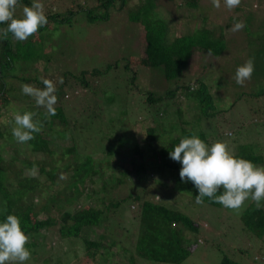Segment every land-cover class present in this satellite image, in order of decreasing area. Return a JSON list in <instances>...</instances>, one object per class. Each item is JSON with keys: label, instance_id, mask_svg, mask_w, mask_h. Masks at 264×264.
I'll return each instance as SVG.
<instances>
[{"label": "trees", "instance_id": "trees-1", "mask_svg": "<svg viewBox=\"0 0 264 264\" xmlns=\"http://www.w3.org/2000/svg\"><path fill=\"white\" fill-rule=\"evenodd\" d=\"M24 1L30 3L29 0H19V3ZM113 2L114 0H107L103 4L99 0L97 6L107 5L104 6L107 8ZM123 2L124 0L117 2L118 11L123 8ZM183 2L190 6L198 3L197 0ZM143 13L147 15L145 11ZM45 15L52 26L53 19L49 12ZM87 16L92 18L96 15L87 10ZM141 16L139 12L132 18L135 26L139 27L140 57L134 58L136 62L131 59L126 64V67L132 69L131 84L144 66L154 69L165 81L166 88L156 92L142 85L141 80L140 88L136 87L139 92L136 99L139 109L136 112L139 115L134 116V112H131L130 119L126 113V122L137 130V134L140 131L136 127L145 129L150 118L152 125L145 129V136L141 139H137V134H125V129L120 131L117 139H112L108 147L95 151L104 153L103 158H96L95 152L90 151V142H86L87 146L81 144L75 134L86 130L85 123L78 119L93 123L100 118L99 114L93 115L89 108L84 107L89 96L95 95L101 88L100 85L91 84L86 75L106 73L110 67L102 71L81 70L76 74L64 71L61 75L16 73L15 65L23 54V49L13 44L11 33L7 39H0V118L11 113L6 125L3 126L4 123L0 120V139L3 143L0 147V195L4 205L0 210V222L9 214L19 217L22 230L30 237L26 246L30 245L32 249L37 248L41 241L37 238L31 240L32 236L45 235L49 230L68 241L80 240L85 254L95 260L99 257L101 264H182L199 238L218 252L216 264H264V201L257 208L251 199L246 200L237 213L204 197L203 203H199L200 210L187 213L163 202L155 193L151 197L145 188L118 197L107 196L109 189L135 181H151L164 191H183L190 195L188 197L191 200H196L198 190L190 181L181 182V164L169 156V152L181 138L191 137L193 134L208 145L217 141L228 144L232 148L230 152L237 158L249 160L256 166L264 164V151L260 146L264 134L259 129H264V106L251 109L249 118L242 108L241 113L231 116L229 111L234 108L236 99L222 105V97L216 99L209 90V84H206V77L195 82L184 80L188 74L186 68L194 53L217 58L227 49L228 41L220 34L217 35V32L216 35L210 34L205 27L196 28L199 26L192 33L172 36L167 32L163 16L155 12L151 18L149 15ZM235 19L238 20V17ZM66 22H71V19ZM6 27L7 24H0V29ZM47 28L48 23L30 36L28 41L35 43L36 35ZM221 28L224 29L222 25ZM38 59L42 57H37L32 64ZM130 62H135L139 69L132 68ZM35 64L32 65L33 69ZM203 67L206 69L207 65ZM144 71L145 69L142 72ZM43 79L53 81L57 89L56 114L50 117H45L46 109L38 107L34 98L22 93V86L25 84L44 88ZM87 88L89 92L86 93ZM81 92L86 93V96L74 100L73 97ZM262 93L263 91L254 93L252 98L257 100ZM183 102L187 103V110L181 108ZM160 103V108L154 112L152 107ZM17 111L21 114L25 111L35 112L37 115L34 119L43 123L41 131L34 133V139L25 142L24 147H20L21 143L12 135L15 127L13 113ZM259 120H263V123L256 127ZM116 121L117 119L111 118L112 123ZM252 123L254 127H250ZM254 130L257 134L255 138L250 136ZM8 142L14 144L12 153L9 154L4 153L10 149L7 148ZM145 145L147 148L143 151ZM25 147L30 150L28 153L23 150ZM124 147H127V152H124ZM30 152L39 157L32 160ZM128 154L130 157L127 160L125 157ZM143 155L151 159H143ZM155 170L162 177H153ZM63 174L68 176L63 179ZM96 176L100 178L98 185L93 183V177ZM90 180L92 186H89ZM9 184L16 198L7 190L11 188ZM219 194L220 192L217 193ZM126 201L132 203L123 208ZM89 202L90 205H87ZM193 209L195 206L189 210ZM215 209L223 211L226 214L224 216L233 221L234 224H229L230 228L237 226L240 238L234 245L236 247L228 245L223 249L219 242L213 243L210 240L211 235L207 231L211 223L218 220L223 226L229 221L224 222L223 214H218ZM40 229H45L46 232H38ZM122 242L135 247V253L142 261L136 262L134 256H127V248L116 251L118 244Z\"/></svg>", "mask_w": 264, "mask_h": 264}, {"label": "rangeland", "instance_id": "rangeland-1", "mask_svg": "<svg viewBox=\"0 0 264 264\" xmlns=\"http://www.w3.org/2000/svg\"><path fill=\"white\" fill-rule=\"evenodd\" d=\"M29 1L30 3H26L25 1L19 3L15 16L22 17L23 6L27 5L30 7L33 2H39L44 6V14L49 12L52 17L51 19H53V24L51 26V22L48 21V28L41 34L36 35L37 41L33 44L28 41L30 36L22 42L14 38L12 39L14 40L13 44L18 47L21 46L23 49V54L15 65L14 70H17L16 73L31 72L40 75L59 73L61 75L64 71L76 74L81 70L91 71L98 69L102 71L106 67H110L106 73L103 72L99 75L88 73L86 75L87 80L91 84L100 85L101 88L95 95H88L89 98L84 107L89 108L93 115L99 114L100 118L93 123L78 119L81 123H85L86 130L76 132L75 136L85 146L88 145L86 142L89 141L91 152L92 150L95 152L99 148L108 147L112 139L115 141L119 136V132L123 129H125V134H137V130L127 125L126 118H128L127 114H129L130 119L132 118L131 112H134V116L136 114L139 115L138 111L136 112L139 109L136 106V99L142 82V85H146L156 92L163 91L166 88V83L162 77L154 69L145 68L144 66L140 68L138 78L131 84L132 69L126 67V64L131 59L140 57L139 27L135 26V21L132 20L134 15H138L139 12L142 16L149 15V18L153 16L154 12L163 16L167 32L172 36L179 35V33H192L196 26H199L196 28L205 27L207 32L212 35H216L215 32H217V35L220 34L224 40L228 41L226 44L227 49L225 48L223 53L217 58H212V56L207 54L194 53L186 68L188 74L184 80L186 82H195L198 79L206 77L204 78L206 79V84H209V90L216 99L219 100L222 97L223 101L220 99L222 105L230 102V100L233 102L236 99L234 108L229 111L231 116L245 110L246 116L249 118L251 117V109L255 110L264 106V0H241L240 5L233 9H228L224 0H220L219 8L213 6L212 0H197L198 3L194 6L186 4L183 0H124V6L121 11H118L117 2H121L122 0H114L113 4L107 8L104 7L107 5L97 6L99 0ZM105 1L107 0H102V3L104 4ZM87 10H90L92 15L96 16L88 18ZM236 16L238 20L235 19ZM67 19H71V22L67 23ZM240 21L244 22L245 27L240 31H232L234 24ZM49 25L51 26L50 28ZM221 25L224 29L221 28ZM40 56L42 59L34 62L36 63V67L33 69L32 65L34 63L32 64V62ZM249 58L254 59L252 77L250 80H246L243 85H239L235 81L236 69ZM135 62L134 64L130 62V65L132 68L135 67L136 70L138 65ZM205 64L207 65L206 69L203 67ZM24 65L27 67H23ZM144 69L145 71L142 72ZM262 91L263 93L259 95L257 100L252 98L254 93ZM85 92H89V88L85 89ZM86 93L83 94L81 92L77 97H73V99L79 100L82 97L84 98ZM141 104H143V101ZM160 106L161 103L154 105L152 107L153 111L156 112ZM181 108L187 110V103L183 102ZM144 113L146 114V112ZM9 114L11 113L8 112L7 115L0 118L1 122L4 123L3 126L6 125L5 122L11 117ZM253 116L255 117V114ZM111 118H115L117 121L112 123ZM262 123L263 120H259L256 127ZM145 125L146 128L152 125L151 118L147 120V124ZM250 127H254V124L252 123ZM136 128L140 131V134H137V139H141L145 136L146 128L141 129L139 126ZM259 129L264 134V129L261 127ZM74 133L75 130L72 131V135ZM256 135V131L254 130L250 136L255 138ZM56 141L59 140L57 139ZM260 142L262 145H260ZM260 142L259 145L264 151V136ZM8 144L7 148L10 149L4 153L9 154L12 153L14 144L9 142ZM2 145V139H0V147ZM19 145L20 147H24L25 143ZM230 147L228 148L229 151L232 150ZM146 148L147 146L145 145L143 151H146ZM23 150L26 153L30 151L26 147ZM126 150H128L127 147H124V152H127ZM29 155L32 160L39 157L36 153L30 152ZM94 156L96 158H103L105 154L98 151L94 153ZM122 156L125 157L124 155ZM118 157L120 158V155ZM129 157L130 155L128 154L125 158L128 160ZM145 157L147 156L143 155V159ZM147 159L151 158L148 156ZM127 160L126 163L128 162ZM167 172L168 170L166 169ZM152 174L153 177H162L157 170ZM66 176L68 175L63 174L61 178L65 179ZM93 179V183L98 185L100 178L96 176ZM145 182L135 181L128 185L115 187L113 190L109 189L107 196L118 197L119 195L122 196L128 192H135L138 189L145 188L150 192L151 197L155 193L160 196L163 202L172 204L174 207H179L187 213L200 210L201 205L196 203L193 197L194 201L191 200L188 197L190 195L186 192L164 191L151 181ZM89 183V186L93 185L91 180ZM8 186L11 188L7 190L11 191L14 195L13 197L16 198L12 186L10 184ZM155 198L157 199V197ZM194 202L195 204H193ZM131 203V201H126L123 208H127ZM87 205H90V202ZM193 206H195V209L190 211L189 209ZM2 208H4V205L0 195V210ZM215 211L218 214H223V218H225L224 222L229 220L224 216L226 214L223 211L219 212L218 209H215ZM216 212L214 213L217 214ZM230 223H233L231 219L222 226L221 222L215 220L207 231L211 235L210 240L213 243L219 242L224 247L223 249L228 245L234 246L240 238L237 235V226L233 225V228H230ZM38 232L44 233L46 231L45 229H40ZM35 238L41 239V241L35 249H32L30 245L26 246L31 253V257L26 264L102 263L99 257H96L97 260H95L85 254L80 240L68 241L66 238H62L50 230L45 235L34 234L31 240H35ZM125 244L126 242L118 244L116 251L127 248L125 252L127 256H134L136 262L142 261L136 255L135 247ZM196 245H192L190 255L182 264L217 263L219 257L216 249L214 250L206 241H202L201 238L198 239ZM49 253L51 255H48Z\"/></svg>", "mask_w": 264, "mask_h": 264}, {"label": "clouds", "instance_id": "clouds-1", "mask_svg": "<svg viewBox=\"0 0 264 264\" xmlns=\"http://www.w3.org/2000/svg\"><path fill=\"white\" fill-rule=\"evenodd\" d=\"M240 2L241 0H224L228 9L238 7ZM212 3L214 7H220V0H212ZM18 6L19 0H0V24H7L6 28L0 29V39H7L11 33L17 41H25L48 23L42 3L33 2L30 7L23 6L21 18L15 16ZM244 27L243 21L236 22L232 31H240ZM253 71L254 59L249 58L237 67L236 83L243 85L246 80L251 79ZM42 83V89L25 84L22 86V93L34 98L38 107L46 109L45 117L54 116L56 85L48 79H43ZM36 115L31 111L13 113L15 127L12 135L18 142L30 141L34 139V133L41 131L43 123L34 119ZM169 156L181 164V182L190 181L198 190L196 203H203V198L207 197L237 213L249 199L255 202L257 208L261 207V201H264V166H256L249 160L235 157L226 143L217 141L208 145L193 134L191 137L181 138L169 152ZM28 241L29 236L22 230L20 218L12 214L6 215L0 222V264H26L31 257L30 250L26 248Z\"/></svg>", "mask_w": 264, "mask_h": 264}]
</instances>
